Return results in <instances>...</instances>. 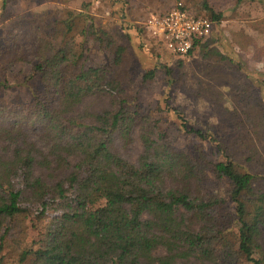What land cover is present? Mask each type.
<instances>
[{
	"label": "trees",
	"instance_id": "trees-1",
	"mask_svg": "<svg viewBox=\"0 0 264 264\" xmlns=\"http://www.w3.org/2000/svg\"><path fill=\"white\" fill-rule=\"evenodd\" d=\"M6 2L0 0L1 14ZM200 3L196 14L214 25L223 19L209 0ZM25 23L29 51L16 34ZM4 27L0 264H264V148L253 139L264 135V111L254 112L251 126L237 106L223 108L230 127L222 124L219 137L188 128L174 109L183 130L216 143L218 157L211 159L201 144L177 147L133 102L126 77L89 64L91 44L104 45L107 35L90 11L10 13ZM253 28L264 34V19ZM239 36L217 55L230 72L249 77L236 55L262 61L264 44ZM114 52L119 65L125 47ZM20 62L31 65L29 73L9 79ZM154 74L148 70L144 78ZM17 86L27 88L29 100L7 96ZM210 174L225 180L224 193L208 189ZM50 199L70 200L69 213L53 215L43 238L24 248L27 226L18 219L34 211L43 216ZM8 253L17 263L5 261Z\"/></svg>",
	"mask_w": 264,
	"mask_h": 264
},
{
	"label": "rangeland",
	"instance_id": "rangeland-1",
	"mask_svg": "<svg viewBox=\"0 0 264 264\" xmlns=\"http://www.w3.org/2000/svg\"><path fill=\"white\" fill-rule=\"evenodd\" d=\"M176 1L178 0H7V11L2 14L0 3V52L5 43L4 23L10 13L56 8L86 9L94 15L97 25L107 32L104 45L95 42L91 44L89 64L104 66L107 72L126 77L133 102L141 110L151 112L153 120L167 132L168 138L177 147L189 150L195 144H201L208 156L215 159L218 157L216 143L202 141L193 133L183 130L174 109L184 115L188 128L215 131L219 137L222 134V124L230 127L227 122L230 116L223 108L232 110L237 106L241 119H252L250 125L256 117L254 112L264 111V60L256 62L245 53L236 55L241 58L243 67L248 71L245 73L249 77H245L230 72L229 64L219 63L220 56L217 55L218 52L225 54L227 48L230 50V46L235 45L233 40L243 37L239 36L240 32L249 34L256 42L264 44V34L253 28L254 22L264 19V0H209L212 6L224 13V17L214 25L211 36L187 56L169 52L161 42L147 35L143 25L149 12L167 10ZM182 1L193 12L201 9V0ZM85 4L89 5L88 8L84 7ZM29 26L25 23L16 32L28 51L32 45ZM109 40H112V45L108 43ZM120 45L125 47L123 62L115 65L114 48ZM30 68L31 65L25 62L14 64L8 72L9 79L21 78L29 73ZM151 69L154 70V77L144 78L146 71ZM15 94H20L25 100L30 99L27 88L23 86H17L7 96ZM217 105H221V108ZM253 139L261 152L264 148V135L258 137L254 134ZM225 185V180H219L210 174L207 184L209 190L224 193ZM68 203L50 199L43 216L34 211L28 216L20 217L18 222L27 226L23 247L28 248L43 238L53 215L68 214ZM38 246L39 243L34 245L35 248ZM12 256L10 253L6 254L5 261L17 263V259Z\"/></svg>",
	"mask_w": 264,
	"mask_h": 264
},
{
	"label": "built area",
	"instance_id": "built-area-1",
	"mask_svg": "<svg viewBox=\"0 0 264 264\" xmlns=\"http://www.w3.org/2000/svg\"><path fill=\"white\" fill-rule=\"evenodd\" d=\"M143 25L147 35L161 42L169 52L187 56L197 41L211 36L214 21L208 16L196 14L182 0H178L167 10L149 12Z\"/></svg>",
	"mask_w": 264,
	"mask_h": 264
},
{
	"label": "crops",
	"instance_id": "crops-1",
	"mask_svg": "<svg viewBox=\"0 0 264 264\" xmlns=\"http://www.w3.org/2000/svg\"><path fill=\"white\" fill-rule=\"evenodd\" d=\"M203 42V41H202Z\"/></svg>",
	"mask_w": 264,
	"mask_h": 264
}]
</instances>
